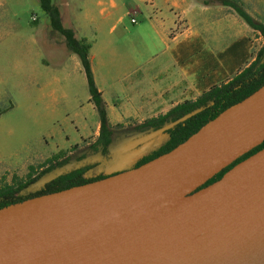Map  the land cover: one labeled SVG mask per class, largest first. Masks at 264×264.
Returning a JSON list of instances; mask_svg holds the SVG:
<instances>
[{
    "label": "water",
    "instance_id": "water-1",
    "mask_svg": "<svg viewBox=\"0 0 264 264\" xmlns=\"http://www.w3.org/2000/svg\"><path fill=\"white\" fill-rule=\"evenodd\" d=\"M264 85L169 152L0 209V264H264Z\"/></svg>",
    "mask_w": 264,
    "mask_h": 264
},
{
    "label": "rangeland",
    "instance_id": "rangeland-1",
    "mask_svg": "<svg viewBox=\"0 0 264 264\" xmlns=\"http://www.w3.org/2000/svg\"><path fill=\"white\" fill-rule=\"evenodd\" d=\"M104 1L97 4L98 0H88L85 8L81 7V0H51V3L57 8L64 28L71 29L77 38L90 45L95 41L94 52L102 61L96 72L101 100L104 107L105 104L116 107L124 100V87L134 88V73L120 76L127 68L125 63L132 62L134 54L146 49V53L154 54L159 45L148 31L146 15L141 13L137 0H116L113 8ZM240 2L246 14L264 27V0ZM221 9L243 23L233 11ZM117 20L120 23L116 24ZM112 25L115 29L109 35L107 29ZM246 29L250 57L259 50L262 39L257 32ZM123 30L127 32L117 37ZM135 38L146 45H133ZM109 41L112 51L106 55ZM51 53L59 55V64L68 55L62 39L51 34L37 0H0V188L25 181L30 173L32 177L39 174L48 167L45 161L58 153L63 156L51 163L50 171L29 185V191L72 168L83 169L85 176L129 170L137 157L148 154L163 140L160 131L140 128L151 119H106L112 144L103 154L93 150L97 116L90 108L82 75L77 74L66 84L64 99L34 89L21 93L15 85V73L21 69L33 76L42 63H55L57 60ZM156 57L157 61L163 59L160 51ZM7 76L13 77L10 84L4 83Z\"/></svg>",
    "mask_w": 264,
    "mask_h": 264
},
{
    "label": "crops",
    "instance_id": "crops-1",
    "mask_svg": "<svg viewBox=\"0 0 264 264\" xmlns=\"http://www.w3.org/2000/svg\"><path fill=\"white\" fill-rule=\"evenodd\" d=\"M115 1L104 2L113 8ZM137 2L141 13L146 15L148 31L159 45V50L151 54L146 53V49L134 54L132 62H124L127 68L120 76L134 73V88L124 87L121 105L105 104L106 119H152L162 116L176 105L194 101L211 87L225 84L254 58L249 57L248 26L238 16L243 23H238L221 9L232 12L230 8L203 5L198 0H151L150 4L143 0ZM87 3L88 0H81V7L85 8ZM97 4H101V0ZM115 23H120V20ZM114 29V25L108 26L107 33L111 35ZM126 32L123 30L117 37ZM133 42L137 47L139 44L146 45L138 38ZM95 44L93 41L90 45L88 58L93 83L102 97L96 84L97 66L99 63L101 67L102 61L94 52ZM107 45L106 55L112 51L110 41ZM159 51L163 59L157 61ZM50 55L57 61L42 63L36 75L30 76L22 69L15 73V85L21 93L34 89L37 93L44 92L64 99L66 84L71 79L79 74L85 80L75 55L68 54L60 64L59 55ZM11 78L7 76L4 83L10 84ZM90 108L94 111L92 106ZM94 129H98L97 120Z\"/></svg>",
    "mask_w": 264,
    "mask_h": 264
},
{
    "label": "trees",
    "instance_id": "trees-1",
    "mask_svg": "<svg viewBox=\"0 0 264 264\" xmlns=\"http://www.w3.org/2000/svg\"><path fill=\"white\" fill-rule=\"evenodd\" d=\"M37 2L40 10L47 18L51 34L59 36L63 41L66 52L75 55L79 61L85 78L88 102L93 107L98 122L97 137L92 149H97L103 154L108 151L112 144V133L108 131L105 107L92 79L88 58L90 44L82 38H77L71 29L62 26L59 12L52 5L51 0H37ZM199 2L203 5H219L230 8L251 30L260 35L262 39L261 47L254 54V58L249 65L225 84L211 87L194 101L183 102L171 108L164 115L145 121L140 128L160 131L163 140L148 154L137 157L130 169L137 168L169 152L225 109L242 101L264 85V27L246 14L240 0H200ZM263 148L264 141L224 167L196 190L214 183L230 168ZM72 149H75V146ZM62 156L63 153L51 156L45 161V165H48V167H45L46 169L42 170L39 174L32 177V173H30L25 181L18 182L13 186L0 188V209L43 195L95 182L116 173H99L92 176H85L83 169L72 168L50 177L41 183L37 189L29 191V185L36 182L41 175L50 171L52 167L51 163L56 162Z\"/></svg>",
    "mask_w": 264,
    "mask_h": 264
},
{
    "label": "built area",
    "instance_id": "built-area-1",
    "mask_svg": "<svg viewBox=\"0 0 264 264\" xmlns=\"http://www.w3.org/2000/svg\"><path fill=\"white\" fill-rule=\"evenodd\" d=\"M143 1H144L145 3H147V4H150V2H151V0H143ZM31 20L34 21L35 19L32 17Z\"/></svg>",
    "mask_w": 264,
    "mask_h": 264
}]
</instances>
